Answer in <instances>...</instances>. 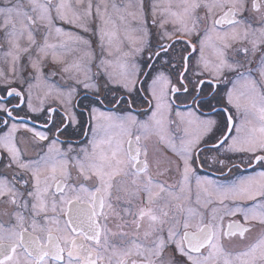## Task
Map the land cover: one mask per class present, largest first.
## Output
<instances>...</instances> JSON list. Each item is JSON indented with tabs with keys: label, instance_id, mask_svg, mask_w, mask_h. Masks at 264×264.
Here are the masks:
<instances>
[{
	"label": "snow or ice",
	"instance_id": "obj_1",
	"mask_svg": "<svg viewBox=\"0 0 264 264\" xmlns=\"http://www.w3.org/2000/svg\"><path fill=\"white\" fill-rule=\"evenodd\" d=\"M0 264H264V0H0Z\"/></svg>",
	"mask_w": 264,
	"mask_h": 264
}]
</instances>
